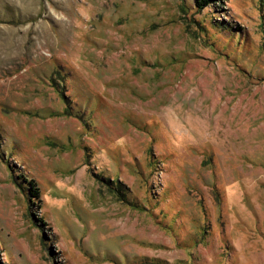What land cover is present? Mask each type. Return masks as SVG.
I'll list each match as a JSON object with an SVG mask.
<instances>
[{
    "label": "rangeland",
    "instance_id": "374dc122",
    "mask_svg": "<svg viewBox=\"0 0 264 264\" xmlns=\"http://www.w3.org/2000/svg\"><path fill=\"white\" fill-rule=\"evenodd\" d=\"M0 264H264V0H0Z\"/></svg>",
    "mask_w": 264,
    "mask_h": 264
},
{
    "label": "trees",
    "instance_id": "16d2710c",
    "mask_svg": "<svg viewBox=\"0 0 264 264\" xmlns=\"http://www.w3.org/2000/svg\"><path fill=\"white\" fill-rule=\"evenodd\" d=\"M215 2H217V0H194V5L198 10H201V9L206 8L209 5H214ZM27 185H28V191L31 192V194H34L36 198H38L37 197L38 189L36 188L34 182L30 180L27 182Z\"/></svg>",
    "mask_w": 264,
    "mask_h": 264
}]
</instances>
